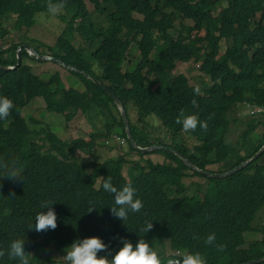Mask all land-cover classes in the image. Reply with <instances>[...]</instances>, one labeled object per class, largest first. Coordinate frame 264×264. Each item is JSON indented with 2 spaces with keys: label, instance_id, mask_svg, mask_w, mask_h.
I'll return each mask as SVG.
<instances>
[{
  "label": "trees",
  "instance_id": "trees-1",
  "mask_svg": "<svg viewBox=\"0 0 264 264\" xmlns=\"http://www.w3.org/2000/svg\"><path fill=\"white\" fill-rule=\"evenodd\" d=\"M220 1L67 0L64 9L70 17L60 15L66 26L55 43L46 44L36 38L16 42L8 37L10 27L27 36L38 14L47 13V0H0V65L14 66L0 68V96H8L16 105L6 120H0V161H16L24 179H0V249H7L15 239H24L31 264L64 263L62 254L76 240L98 236L108 245V251L98 255L111 257L123 246V240L135 244L143 236L162 257L200 253L207 264H238L264 257V224L255 223L264 209V152L232 174L211 177L193 170L170 150L208 169L219 161L217 149L225 145L236 120L232 113L241 103L262 108L253 112L255 116L243 133L246 137L263 126L248 157L264 144V0H226L217 11ZM258 10L261 13L256 18ZM9 12L15 14L12 25L6 24ZM94 12L102 15L104 22L95 20ZM83 40L88 48L76 44ZM222 41L226 48L221 54ZM21 44L61 59L111 89L126 108L136 143L142 147L161 145L153 153L164 155V160L133 162L127 178L122 172L124 154L102 162L79 157V151L91 154L103 145L116 127L131 151L142 157L149 152L134 149L113 98L91 77L70 70L80 78L83 90L66 87L59 71L43 79L25 57L43 60L27 49H21V63L17 64ZM132 44H136L140 59L134 69L124 71ZM177 61H192L208 76L200 86V96L194 95L197 85L191 84L186 74L172 73ZM36 96L44 99L48 110L63 114L67 122L78 112L106 117L105 132H91L90 139L64 140L49 129L30 127L23 108ZM181 110L208 122L206 130L198 127L189 132L202 138V152L176 140L165 142L148 131L152 124L146 118L156 116L176 137L182 131V125L176 123ZM134 111L136 120L131 115ZM190 175L205 177L206 187L197 183L195 192H190L185 184ZM108 176L117 188L132 183L143 201V209L130 212L125 223L111 213L114 198L102 187ZM44 201L55 202L52 207L58 227L36 232L29 228L34 226L37 213L45 210L41 207ZM146 221L154 227L147 234L139 233ZM247 231L259 232L261 237L246 243L242 234ZM213 233L216 243L224 246L222 251L204 243ZM0 264L16 261L6 255Z\"/></svg>",
  "mask_w": 264,
  "mask_h": 264
},
{
  "label": "rangeland",
  "instance_id": "rangeland-1",
  "mask_svg": "<svg viewBox=\"0 0 264 264\" xmlns=\"http://www.w3.org/2000/svg\"><path fill=\"white\" fill-rule=\"evenodd\" d=\"M226 4H227L226 0H221L218 3L219 6L217 8V11L220 10ZM87 5L89 10L94 9L93 5L88 1H87ZM66 11L64 9L61 14L66 13L68 14L67 16L69 18L71 13ZM10 13L12 12H9L5 16V19L7 20L6 21L7 25H12L14 22L15 14H10ZM260 13L261 11L258 10L256 18L260 16ZM41 15L45 17L44 22H38L37 20V23L28 31L27 36L25 35L24 31L16 32L12 30V27H10L9 29L11 31V34L8 37V41L13 39L16 42H21L22 40L24 41L27 39L31 40V38H36L37 41L45 42L46 44L55 43L59 35L64 30V27L66 26V21L61 19L60 15L52 17L44 12L38 14V16ZM93 15L95 20L103 21V16L100 15L99 13L94 12ZM176 24L179 25L178 23ZM67 33H69V31H67ZM71 34H69V36ZM176 34L177 33L173 31V36H175ZM199 34L203 35L204 31L203 30L200 31ZM76 44L79 45L81 44L82 46H86V47L88 46V42L84 40L82 42L78 41ZM4 47H7V44L4 45ZM225 48H226V43L225 41H222L221 51H220L221 54L224 53ZM41 50L46 51V47L41 46ZM29 54L33 56V54L31 53ZM153 54L154 52L152 53V55ZM25 59H26V63H29L32 66L33 72L40 75L43 79H48L50 74L59 71L61 78L64 84L66 85V87H74L78 90H83L84 86L80 78L77 75H75L72 71L61 66L57 62L52 60L36 61L29 56H26ZM139 59H140L139 50L136 44H132L129 49V53L126 54L125 56V61L123 63V70L126 71V70L134 69ZM198 66H199L198 64H195L192 61L189 62L177 61L175 67L172 68V73L174 74L184 73L187 75L189 82L191 84L203 86L208 81V76L204 72L200 71ZM260 110H262L261 107H252L249 104L241 103L238 105L237 110H235V112L232 113L233 118H236V120H234L231 124L230 132L227 134L226 137V143L223 147L217 149V158H218L217 160L219 161L209 165L208 169H203V170L208 171L210 173H223L228 170L226 171H221V170L223 169L225 170L228 166L238 162L240 159L247 160L254 156L255 153L251 157H248V155L256 146L257 143L256 140L258 139L259 135H261L263 132V126H260L259 128L254 130V132L250 133L246 137H243V133L247 128V122L251 118H253V116H255L253 112H259ZM23 115L27 119L30 127L32 128L36 127L37 130L42 127L49 129L64 140H70L71 138H75V137H83L85 139H90L91 132H105L106 130V121H107L106 117L91 116L88 114H84L82 112H78L72 118L71 121L67 122L63 114L48 110L46 108L44 99L40 96H36L29 101V103L23 108ZM131 115L133 119L135 120L137 119V115L135 111L131 112ZM149 117H154L159 121L157 125H153V123H151L150 120L148 119V121L152 124V126L148 127V131H150L152 136H159L165 142H170V143L176 140L175 143L177 144L181 142L190 148H198L199 150H201V152L203 151L202 138L199 135L191 134L189 132H184L182 130L176 137H173L172 134L168 132V130H166L161 125L160 120L156 116H149ZM199 119L201 120V117H199ZM118 132H120V129L119 127H116L115 133L109 138V140L107 141L104 140L103 145L101 144L97 146L91 154L90 153L86 154L84 152L79 151L78 152L79 157L83 159H92L94 161L102 162L106 159H109L110 157L117 156L118 154H124V159L122 162V172L127 178H130V168L133 166L132 164L133 162L139 161L141 164H144L146 163L147 159H151L154 162H162L164 160V155L160 153H153V151L152 152L149 151V153H147L148 155H144L143 157L142 155L138 154L136 151H131L126 139L120 137L118 135ZM32 136H34V134ZM34 137L38 138V135H35ZM154 145H159V144H154ZM134 149L137 150L136 148ZM211 177H215V176H211ZM197 183L204 184V187H206L207 180L205 177L198 175H190L188 178L185 179V184L189 186L190 192H195ZM255 223H260L261 225L264 224V209L259 212L255 220ZM242 235L245 236L246 243H249L250 241L259 239L261 237V234L255 231H247ZM166 243L168 246L170 245V241L168 239H166ZM62 255H65V253ZM114 255L115 254H113L112 256ZM111 257H109V259H111Z\"/></svg>",
  "mask_w": 264,
  "mask_h": 264
},
{
  "label": "clouds",
  "instance_id": "clouds-1",
  "mask_svg": "<svg viewBox=\"0 0 264 264\" xmlns=\"http://www.w3.org/2000/svg\"><path fill=\"white\" fill-rule=\"evenodd\" d=\"M67 0H47L46 8L49 16L55 17L60 15ZM38 22H44L43 15L36 17ZM14 67V66H10ZM195 96H200L202 90L199 85L194 87ZM192 105H197L196 99L192 100ZM16 108L13 100L8 96H0V120H6ZM17 111H19L17 109ZM153 125L159 121L154 117H147ZM176 123L182 125L184 132L195 131L197 127L206 130L208 122L201 121L196 114H186L181 110L176 118ZM0 179L16 181L23 179L21 172L18 170L16 161H0ZM103 190L111 194L114 198V204L111 206L112 215L123 221L128 220L129 213H139L143 207V201L136 196V189L132 183H125L121 188H117L112 183L111 176H108L102 183ZM55 202L44 201L41 207L45 209L37 213L34 226L36 232H46L55 230L58 227L57 213L52 207ZM95 207H91V212ZM154 227L153 222L146 221L140 227L139 233L147 234ZM141 236V235H140ZM204 243L209 246H215L218 251L223 250V245L216 243L215 234H210ZM108 245L98 236L87 237L82 240H76L65 249L64 264H207L206 259L200 253H189L180 257H162L150 244L141 236L137 243L129 240H123V246L109 259L108 255L100 256L98 253L107 252ZM29 253L26 251L25 240L15 239L7 249H0V258L7 255L10 260L16 261V264H31ZM110 255V253H109Z\"/></svg>",
  "mask_w": 264,
  "mask_h": 264
},
{
  "label": "water",
  "instance_id": "water-1",
  "mask_svg": "<svg viewBox=\"0 0 264 264\" xmlns=\"http://www.w3.org/2000/svg\"><path fill=\"white\" fill-rule=\"evenodd\" d=\"M22 48H25L27 49V51L31 54H33L34 56H36L37 58H40L42 60H52V61H55L57 62L58 64H60L61 66L69 69V70H72V71H76V72H79V73H82L84 74L85 76H88V77H91L95 83L98 84V86H100L103 90H105L114 100L115 104L117 105L118 109H119V112H120V115L122 116V119L124 121V125H125V130H126V134H127V137L130 141V143L132 144V146L134 148H136L138 151L140 152H149V151H153L159 147H162L161 145H150V146H140L136 143L135 139L133 138V135H132V132H131V129H130V122H129V117L127 115V111H126V108L122 102V100L120 99V97L115 94L111 89H109L106 85H104L102 82H100L98 79L90 76L87 72L75 67V66H72L66 62H64L63 60L61 59H58L56 57H53L51 55H47V54H43V53H39L37 50H35V48H33L32 46L30 45H21L17 48V64H20L21 63V49ZM0 68L1 69H10L11 67L10 66H2L0 65ZM13 68V67H12ZM172 151H174L177 155L180 156V158L188 165L190 166L193 170H196L202 174H206V175H210V176H215V177H223V176H226V175H229V174H232L234 173L235 171L241 169L242 167H244L245 165H247V163L251 162L253 159L257 158L263 151H264V145L258 150V152H256L254 154V156L250 159H247L243 162H241L238 166H235L234 168L226 171V172H223V173H210L208 171H205L197 166H195V164H193L187 157H185L183 154H181L179 151H176L175 149L173 148H170ZM264 261V257H260V258H257V259H253V260H250V261H247V262H242V263H238V264H256V263H259V262H262ZM52 264H64V263H61V262H56V263H52ZM234 264H237V263H234Z\"/></svg>",
  "mask_w": 264,
  "mask_h": 264
},
{
  "label": "bare ground",
  "instance_id": "bare-ground-1",
  "mask_svg": "<svg viewBox=\"0 0 264 264\" xmlns=\"http://www.w3.org/2000/svg\"><path fill=\"white\" fill-rule=\"evenodd\" d=\"M27 45V44H26Z\"/></svg>",
  "mask_w": 264,
  "mask_h": 264
}]
</instances>
